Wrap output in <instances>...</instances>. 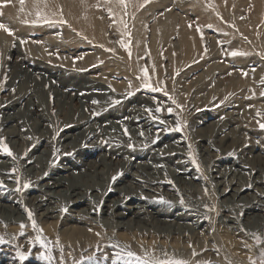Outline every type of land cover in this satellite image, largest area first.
<instances>
[{
    "label": "rangeland",
    "instance_id": "obj_1",
    "mask_svg": "<svg viewBox=\"0 0 264 264\" xmlns=\"http://www.w3.org/2000/svg\"><path fill=\"white\" fill-rule=\"evenodd\" d=\"M211 2L215 6L214 8L208 7L209 0H150L148 4L139 9L129 5L127 9L128 14L124 15V10L121 7L115 3L106 6L104 0H84V2H82V0H47V8H45L44 0H25L23 6L20 4V0H0V23L6 24L14 33V36L9 35L0 29V138H6L5 142L10 146L13 152V157L0 153V158L11 161L10 163L12 166H9V172L14 177V179L8 181H2L4 187L0 188V193L5 192V194H12L13 197L22 201H26L28 197L33 198L38 193H29L27 197H25V195L31 188L35 186L40 187V185H35L36 181L40 184H44V180L46 181V176L49 174L48 172L53 169H62L63 166H71V159L76 160L78 155H81V151L83 152L89 148L99 150L96 151L94 156L86 158L88 162L100 165L101 167L98 171H101L102 167L105 166L104 169L109 174L108 176L112 177L117 173V168L119 167L121 168V172L123 171L125 173L129 171L130 165L128 162L125 163L129 161L128 157H131L133 163L138 164L140 161V163L153 161L157 164L156 166L158 168H162L161 170H167L166 172L160 173L162 177H165L163 178L165 182L158 184L160 191L154 193L156 196L164 197L166 195L167 197L173 198L172 202H180L181 198L187 203H198L203 201L204 205L208 206L205 215H208L207 223L210 225H208L205 230H197L195 232L196 235H193L194 239L204 238L205 243L209 242L213 245L212 247L216 246L215 249L218 250L217 254L225 257L224 264H252V261H255L256 264H260V257L262 252H264L263 221L260 220L255 224L252 222L247 224L245 220L246 212H244L247 208L245 206L246 204L245 202L240 203L234 200L233 194L241 190V193L239 192L237 196H251V198L261 201L263 203L262 208L264 209V189L261 184L255 180L256 174L259 175L257 172H260L264 177V130L258 125V121L264 122V107L261 108L256 106L264 104V96L260 95L261 91L264 92V84L259 81L257 85L258 92L253 95L250 94L248 90L249 87L245 84L237 91L235 88L231 89V91H224L225 86L222 87V85L227 84L236 74L247 79L250 73L258 71L262 62H264V55H262L261 60H252L250 63L247 62L249 58L246 55L231 56L229 54L228 45L229 42L238 40V37L242 38V36H244L242 39L244 41L247 40V35H240L246 34V32L241 29L238 22L241 17H244V19H241V22L244 21L247 23L245 25L248 27V32L257 34L258 36L256 35L255 39H259L258 41L262 39V34H264V0H211ZM97 4L100 6L97 7ZM37 5L42 12L46 11L48 13L57 10L59 6L62 8L63 18L68 23L64 25H32L30 21L36 18L35 13L37 11ZM108 6L112 7L114 17L109 16L106 10ZM22 7L23 11H21ZM258 8H260V15H258L257 20H255L254 16L258 14ZM145 13L148 17V22L146 23L147 29L143 44L148 53L141 56L138 49L135 50L134 47V30L136 28L137 19ZM172 14H176L179 20L186 19L188 30L198 34V38L202 41L203 46L202 56L199 59H196L194 62L190 61L188 64L187 61V65L183 66L181 69L175 67V69L179 68L176 70L171 66L174 64L171 63V55L168 54L171 53L172 56L176 57L179 53L170 46L171 44L164 43L159 47L163 52L162 56H164V61L161 64L158 63L156 58H152L154 50L150 47L153 24L159 20L163 22L167 21V16ZM121 16L127 21L128 31L130 32L131 58L128 52L121 48L118 43L122 38L120 25L118 24V20ZM260 17L261 19L259 20ZM114 20L117 22H114ZM24 21H29V23H24ZM69 24L71 27L68 26ZM207 25H212V27L208 28ZM233 25H235V27H233ZM197 26H199L203 32V39H201V33L197 31ZM73 29H75V31ZM176 31L177 32L173 34L170 39L173 44L178 43L180 38V30L176 29ZM232 33L239 35L228 39L226 35ZM48 36L54 37V39H49L47 41L46 38ZM124 38L129 39L128 37ZM21 40L25 41V43H21ZM2 41H6L5 44L7 47H4ZM221 41L223 43H219ZM46 42H48V44H46ZM239 42L241 43V41ZM247 43L251 44L250 42ZM32 44L36 47H43L45 44L44 54H38L36 53L37 51L31 50L29 46ZM213 44L216 45L215 48H212ZM101 45H103V47H101ZM109 48L115 49V51H107L106 49ZM205 48H207L206 53ZM15 49L17 52H15ZM211 49L212 52L218 51L217 57L211 58L212 54L211 57L208 56V54L211 53ZM259 50L264 53L262 49ZM259 52L256 51L254 53L258 55ZM95 55L97 57L96 60L91 59L90 62L84 63L86 57H93ZM138 56L143 59H140ZM244 56L247 57L245 62H236L239 58L243 59ZM258 56L260 58V55ZM23 57L26 59L24 67H28L31 71H35L38 63H40L39 68L42 69L41 73L43 75L46 74L47 77L51 74H63L64 79L68 80L78 75L90 74V76L93 77L92 80L104 82L105 85H100L98 88H95L94 93L96 95L109 94V102L111 103L102 106L99 101L93 103L95 99L86 101V108L88 109L87 114H89L91 121H96V119L103 115L108 116L107 111L115 108H124V105L129 103L132 104L133 101L136 100H144L142 102L137 101L138 103L134 104H137L138 107L142 109L145 116L152 121L154 132L143 133V135H141V131H138L131 125L129 126V121L120 122V130L110 127L111 123L104 122L103 127L102 125L97 126L99 129L95 134L90 133V136H86L80 141L75 138L66 140L63 133L69 131V129H72L77 124H81L82 122L86 123L87 118H84L82 122H74L67 126H62L60 124L61 117L56 116V112H58L57 95L50 88L52 86L51 82L47 80L45 90H50L47 103L50 113L48 117L53 119V122L51 120H44L43 127L40 123H35L33 120L26 121L27 126H22L21 123L15 128L14 131L17 132V136L7 133V127L10 124L5 125L3 123V112H7L4 111V109L7 107V102L11 99L10 96L17 94L19 91L17 86L20 84L19 82H21V79H14L13 72L15 69L14 66L19 65ZM214 64L222 66V69H216L211 79L205 78V71L210 65ZM43 65L46 69L42 68ZM153 65L154 68L152 67ZM145 66L148 68L153 86L159 85L164 87L168 94L174 97L176 101L183 106L182 109L176 108V106L164 96L163 92L153 93L141 87V80L138 79V77L142 76L141 68ZM197 66L198 68L196 70L190 71V69ZM164 67L165 72L162 73L161 68ZM108 68L114 69V71H109V74H104V70ZM123 70H126L127 74H123ZM173 70H175V73ZM177 71L179 74H177ZM242 73H246V75H242ZM5 76L7 77L6 81L4 80ZM129 82H131V87L129 86ZM58 83L62 86L60 81H58ZM13 89H15V91H13ZM68 91L72 92V96L75 97L73 107H79L80 100L78 95H76L77 89L75 87H70ZM83 93L84 92H80L79 96L83 97ZM31 94L32 92L29 91L26 97L31 96ZM226 97L227 99H225ZM15 98L18 99L17 96ZM25 100L26 98L21 100L23 105H25ZM157 106H160L162 111L156 112L155 108ZM168 107L174 108L172 114L167 112ZM150 109L152 111H149ZM257 113H259V115H257ZM153 117L157 119H153ZM77 118H80L79 113H76V119ZM178 120L184 124L182 131L174 130ZM160 121L164 123L161 124ZM230 122L234 124H228ZM217 125L221 127L225 126L226 133L232 135L234 138L236 137L239 142H236V146L229 151L225 150V147H217L218 145L214 144L211 146V148L213 147L212 153L206 155L204 150L198 146V143L206 144V142H203L201 137L196 138L195 133L199 128ZM125 129H127V135L125 134ZM159 134L162 135L159 136ZM172 136H178L183 142L180 144L171 142L167 144V146H159L162 141L169 140ZM129 144L133 145V147L129 148ZM256 145L262 149H251ZM156 147L158 148L156 153L159 155L157 156V160L151 159V155L145 160L138 159L137 155H134L137 150L143 148H147V150L150 148L155 149ZM121 148L123 152L115 154V152ZM246 151L248 152L246 157L248 158V156L251 155L255 160H251L252 158L244 159V156L241 158L243 152ZM25 152H27L26 156ZM42 152L46 155L44 156ZM190 152L195 156L200 166L199 170L191 162L189 156ZM35 157H38L37 160ZM171 158L175 159V161L179 160L186 166L185 170L189 171L190 174L192 173L191 175L197 176L198 180L195 182L196 185L191 186L190 183H187V180H181L177 176L174 177L171 172L179 168L175 166L176 162L171 161ZM104 159L106 163L102 161ZM38 160L40 163L37 164V167L39 166L40 168L35 171L37 172V174H35L36 176L26 174L27 172H25V169L34 166ZM229 160L246 163L247 165H244L246 166V170L243 171L244 173H242V170H238L232 166ZM106 164L108 168H106ZM14 168L17 169L15 173L12 172ZM83 168L82 172L87 171L86 173H91L86 167L85 169ZM132 170L133 172L135 171L137 175H146L142 170H139L138 167ZM80 172L81 170H77L76 173L79 174ZM67 174L68 173H66V175ZM118 174L116 175L118 176ZM151 177L157 178L158 175H151ZM17 179L20 180L21 187L26 181L31 182V187L27 190L22 189L21 192H16ZM111 182H113V180H111ZM123 184L125 185L127 183ZM11 186L15 187L12 188L14 189L13 192H9V189H7V187L11 188ZM245 186L246 188H244ZM205 189H207V194L205 193ZM224 190L228 191L226 193L227 196L223 198L222 192ZM42 191L43 190H41L40 193H42ZM244 191L245 193L242 194ZM23 196L25 198H23ZM241 197L239 199H241ZM30 204V201H28L26 209L32 211L37 226L43 230L41 235L46 241L45 232H48L47 229L53 224L57 223V228L60 230L72 228L77 225L74 222L63 223V218L61 223V221H58L57 217L44 220L39 216V213H34V209ZM229 207L233 210L235 209L234 211H236L237 217L236 222L229 225H231L235 231H238V234L243 232L247 235L250 241L246 243V245H240V248L233 244V246L225 252L223 248L226 244H229L230 241L223 235L226 228L224 229V226H221L219 223L225 218V214L227 213L225 210ZM208 209L212 210L209 211ZM22 211H24V223L28 225L24 234L30 237L33 229L28 220L25 207ZM260 212H262L261 214L263 216L264 210L255 211L256 215ZM190 223L191 222H182L184 225ZM224 224L226 225V222H224ZM20 225V223L7 224L5 222H0V236H3L7 243L17 242V233L21 232ZM200 231L205 233V236L203 233L199 234ZM134 232L138 233L139 230H134ZM118 233H128V231L118 229L116 234ZM36 235L37 232L34 235L32 234V240H34L33 238H35ZM57 235L61 237L60 233ZM142 235L143 242H145V240L151 241L152 236L156 237L155 233L145 234V231L141 232V236ZM185 235H187V237L182 236L179 242H176L174 236L173 238L171 237V241L169 242H166V238L159 237L158 242L160 243V247L167 250L169 249L177 256L183 254L182 249H190L191 245L194 247V244L186 241L188 236L192 237V234L186 233ZM257 236L260 237L259 242L256 239ZM238 239L241 240L242 237ZM137 240L141 241L140 238H137ZM4 245H6V243L0 244V246H3L2 249H4ZM13 245L15 246L16 243ZM17 247L18 245L15 246V248ZM37 250H40L39 252L42 250L44 251L40 245ZM235 256L237 257V261L234 259ZM239 258L241 259L240 261H238ZM18 260L17 258L16 261ZM27 260L28 258L23 263ZM35 260L38 264H47V262L40 257H37ZM8 262L7 264H19L13 261ZM54 263H57V259L53 261V264ZM63 264H66V262L63 261Z\"/></svg>",
    "mask_w": 264,
    "mask_h": 264
},
{
    "label": "bare ground",
    "instance_id": "obj_2",
    "mask_svg": "<svg viewBox=\"0 0 264 264\" xmlns=\"http://www.w3.org/2000/svg\"><path fill=\"white\" fill-rule=\"evenodd\" d=\"M257 13L258 14L255 15L256 17L254 16L255 20H257L258 15H260V8L257 9ZM260 19L261 17L259 18V20ZM239 20L240 21L238 22L241 29L246 32V34L240 35H247L248 37L246 41L242 39L244 37L242 36V38L238 37V40L236 41L229 42V53L231 51L248 53V55H246L249 58L247 61L248 63H250L252 60H261L262 52L259 49H262V51H264V34H262V39L258 41L259 39H255L257 34L248 32V27L245 25L247 23L244 21L241 22V19ZM147 22L148 17L145 13L139 19H137L136 28L134 30V47L135 50L138 49L141 56H144L148 53L143 44L147 29ZM176 29L180 30V38L178 40V43L173 44V42L171 43L170 39L172 38L173 34L177 32ZM152 31L153 34L151 36L150 43V47L154 50V52L152 51V58H156L159 64L164 61V56H162L163 52L161 48L159 49V47L164 43L171 44L170 46L173 47V49H176V51H178L179 53V55L176 57L172 56L171 53L168 54L171 55L170 60L171 63L174 64L171 65L173 69H175V67H179L181 69L190 61L194 62L196 59H199L202 56V41L199 40L198 34H195L194 32L188 30L186 19L179 20L176 14L169 15L167 16V21L165 22L161 20L156 21L153 24ZM238 35L239 34L232 33L227 34L226 36L228 39H231L232 37H237ZM49 39H54V37L48 36L46 38L47 41ZM239 41H241V43ZM247 42H250L252 45ZM2 43L4 47H7L5 44L6 41H2ZM46 44H48V42H46ZM215 46L216 45L213 44L212 48H215ZM29 47L31 50L37 51L36 53L38 54H44L45 52V44L43 45V47H36L34 44L30 45ZM256 51H260L258 53V55H260V58L256 53H254ZM15 52H17L16 49ZM217 52H212L211 49V53H209L208 56L211 57L212 54L211 58H215L217 57ZM246 56H244L243 59L239 58L236 62H245L247 58ZM96 58V55L93 57H86L84 59V63L90 62L91 59L96 60ZM139 58L143 59L141 57ZM25 61L26 59L25 57H23L21 62H19L20 64L14 66V79L20 78L21 82H19L20 84L17 86L19 90L17 94L10 96L11 99L7 102V107L4 109V111L7 112H3V123L5 125L10 124L7 127V133L13 134V136H17V132L14 131L15 128L18 127V125H20L21 123L22 126H27L26 121L33 120L35 123H40L43 127L44 120H51L53 122V119H50L48 117L50 113L48 111L47 103L49 100L50 90H45V84L47 80L51 82L52 86L50 88L57 95L58 112H56V116L61 117L60 124L62 126H67L68 124H72L74 122H82L84 118H87L86 123L82 122L81 124H77L72 129H69V131H65L63 133V136L64 138H66V140L69 138H75L76 140L80 141L86 136H90V133L95 134L99 129V127L97 126L102 125L103 127L104 122H109L111 123L110 127L115 128L116 130H120L121 127L119 123L122 121H129V126L131 125L138 131H143V133L154 132L152 121L145 116L142 109L138 107L137 104H134L138 103L137 101L140 100L133 101L132 104L129 103L127 105H124V108H115L113 110L107 111L108 116L103 115L102 117L96 119V121H91L89 114H87L88 109L86 108V101L95 99V101H99L102 106H106L111 103L109 102V94L96 95L94 93L95 88H98L100 85H105L104 82L92 80L93 77L90 76V74L78 75L68 80L64 79L63 74H51L49 77H47L46 74L43 75L41 73L42 69L39 68L40 63H38L37 68H35V72L31 71L28 67H24ZM221 67L222 66L217 64L210 65L209 68L205 71L204 77L211 79L214 75V71L216 69L220 70ZM42 68H45L44 65L42 66ZM197 68L198 66L195 68L193 67L192 69H190V71H194ZM164 69L165 67L161 68L162 73L165 72ZM126 70H123L122 73L127 74L128 70ZM175 70H173V72ZM104 71V74H109V71H114V69L108 68ZM262 78H264V62H262L260 69L256 72H251L250 76L247 79H244L236 74L230 79L227 84L222 85V87L225 86L224 91H231V89L233 88H235V90L237 91L245 84L249 87L248 90L250 94L253 95L258 92L257 85L259 84V81L262 80ZM58 81L61 82L62 86L59 85ZM70 87H75L77 89L76 95H78L80 100V106L77 108L73 107L75 97L72 96V92L68 91ZM29 91L32 92V94L31 96L26 97ZM80 92H84L83 97L79 96ZM16 96L18 97V99L15 98ZM24 98H26L25 105L21 103V100ZM256 106L263 108L264 104ZM76 113L80 114L79 119H76ZM228 124L234 123L230 122ZM225 129V126L221 127L218 125L197 129V134L195 133L196 138L201 137L203 142H206V144L198 143V146H200L204 150L206 155H210L212 153L213 147L211 148V146H213L214 144L218 145L217 147H225L224 149L229 151L231 148L236 146V142H239L236 137L234 138L232 135L226 133ZM160 135L162 134H159V136ZM171 142H173L174 144H180L183 141L178 136H172L169 140L162 141V145L160 144L159 146H167V144H170ZM260 148L261 147L256 145L251 149ZM98 150L99 149L93 150L92 148H89L87 150H84L83 152L81 151V155H78V158H76V160L71 159V166H63L62 169H53L52 171L48 172L49 174H47L48 176H46L47 179L46 181L44 180V184H40L36 181L35 185H40V187L35 186L31 188V190H28V192L26 193L25 197H27V194L29 193H38L33 198L28 197L26 201H22L20 199H17L16 197H13L12 194H5V192L0 193V222H5L7 224H21V222H25V218L23 216L24 211L22 210H24V207L26 209V204L28 201H30V205L34 209V213H39V216L44 220H48L52 217H57L58 221H61V223L62 218L64 219L63 223H76V226L72 228H65L63 230L58 229V224L56 223L47 229L48 232H45V237L47 239V241H45L48 243L49 249L52 250V255L55 257V259H57L56 264H61V260L65 261L66 264H74V261H79L80 264H140V262L136 260L114 259L116 253L126 252L129 250L136 253L137 256H140L142 258L147 254L150 258L154 257L165 259L174 257L177 259H184L190 261L191 264H196L197 261L201 260H210L211 264L225 263V257L217 254L218 250L215 249L216 246L212 247L213 245H211L209 242L205 243L204 238H193V235H196L195 232L197 230H205L208 225H210L207 223L208 215H205L207 210L203 201H200L198 203L184 202L183 204H181L180 202L176 201V203L172 202L173 198L167 197L166 195L164 197L156 196L154 193L160 191L158 184H162L163 182H165V180L163 179L165 177H162L160 175V173L164 172L165 170L163 171L161 170L162 168H158L156 166L157 164L153 161L142 163H140V161L138 164L133 163L131 161V157H128L129 161H126L125 163H129L131 170L129 168V171L125 173L122 171V173L121 168L116 167L118 170L116 174L122 173V175L117 176L116 174H114V176H117V179L111 182L112 176H108L109 174L104 169L105 166L102 167L101 171H98L101 166L98 164V166L96 164H92L86 159L87 157L89 158L94 156L96 151ZM157 151V147L155 149L150 148L148 150L147 148H143L137 150L134 155H137L138 159L143 160L148 159L149 155H151V159L153 158L154 160H157V156H159L156 153ZM122 152L123 149L121 148L118 149L115 154H120ZM247 155V151L243 152L241 158H243L244 156V159L252 158L251 160H255L253 157H251V155H249L247 158ZM35 158L37 160L38 157ZM102 161L105 162V159ZM171 161H175V159L171 158ZM178 161L179 160L175 161V166L179 169L174 170L171 173L174 175V177L177 176L181 180H187V183H190L191 186L196 185L195 182L198 180L197 176L191 175L192 173L190 174L189 171L185 170L186 166ZM10 162V160H4L0 158V181H8L10 179H14L12 174L9 172V166L11 165ZM229 162L236 169L242 170V173H244L243 171L246 170V166H244L247 165L246 163L244 164L236 160H229ZM38 163H40L39 160L34 166H30L28 167V169H25V172H27L26 174H37V172L35 171L40 168L39 166L37 167ZM85 167L91 173H86L87 171L82 172V168L85 169ZM136 167H138L139 170H142L146 175H137L135 171L133 172L132 169ZM106 168H108L107 164ZM77 170H81V172L78 174L76 173ZM66 173L68 174L66 175ZM257 173L259 175L256 174V177L254 176L255 180L256 182H259V184H261L264 189V177L260 174V172ZM151 175H158V177L152 178ZM123 183L127 184L124 185ZM12 188L15 187H7V189H9V192H13L14 189ZM244 188H246V186ZM41 190H43L42 193H40ZM227 191L224 190L222 192L223 198L227 196ZM240 191L241 190H239V192ZM239 192L233 194V199L237 200V202L240 203L245 202V206L247 208L246 210H244V212H246V218L248 217L247 219L245 218L247 224H250L251 222L255 224L262 220V225L264 226V215L262 216V212H260L258 215H256L255 213V211L257 210H264L262 208L263 203L254 198H251V196H237ZM243 193H245V191L242 192V194ZM25 197L23 196V198ZM240 197L241 199H239ZM64 209H67V211H64ZM234 210L230 207L227 208L225 210L227 212L225 214V218L222 219V223H219L221 226H224V229L226 228L223 235L230 241V243L226 244L223 248L225 252L229 250L231 246H233V244L234 246H239L240 248V245H246V243L250 241L247 235H245L243 232L238 234L239 232L235 231L232 226L229 225L233 222H236L237 217L236 211ZM182 222L191 223L184 225L182 224ZM224 222H226V225L224 224ZM118 229H124L128 231V233L116 234V231ZM134 230H139L140 233L134 232ZM142 231H145V234L155 233L156 237L152 236L151 241L145 240V242H143V235L141 236ZM31 232V236L32 234L34 235L36 233L35 230ZM58 233L61 234V237H58ZM186 233L192 234V237L188 236L186 241L194 244V247L193 245H191L190 249H182L183 254H179L176 256V254L174 255L169 249L167 250L160 247V243L158 242L159 237L166 238V242H169L171 241V237L173 238L174 236V238H176V242H179L182 236L187 237V235H185ZM200 233L202 234L203 232L200 231L199 234ZM203 234L205 236V233ZM27 236L28 235L26 234L21 236L20 232H18L16 236L17 242L14 241L13 243H6V245H4V249H2L3 246H0V264H7L8 261H13L21 264L19 260L16 261V259L18 258L15 252L17 251V248H15L16 245H18L21 250L30 251L32 253L28 256V260L23 264H38L35 259L39 257L37 255V253L40 251L37 250V248L39 247V243H36L33 247L29 243V241L32 240V237ZM239 237H242V239H238ZM137 238H140L141 241L137 240ZM57 241H59V243H57ZM14 243H16L15 246L13 245ZM116 245H118V247ZM61 249L63 250L62 253ZM194 252L196 253V255H193ZM82 257L84 259H82ZM87 257H93V259H86ZM234 259L237 261L236 256L234 257ZM240 260L241 259L239 258L238 261Z\"/></svg>",
    "mask_w": 264,
    "mask_h": 264
},
{
    "label": "snow or ice",
    "instance_id": "obj_3",
    "mask_svg": "<svg viewBox=\"0 0 264 264\" xmlns=\"http://www.w3.org/2000/svg\"><path fill=\"white\" fill-rule=\"evenodd\" d=\"M25 0H20V4L23 6ZM82 2H84V0H82ZM150 2V0H104L105 5H111L113 3H115L116 5H118L119 7H121L124 10V15H127V9L129 7V5H131L132 7L139 9L144 7L146 4H148ZM44 4H45V8H47V0H44ZM97 7H99L100 5L97 4ZM208 7L210 8H214V4L211 2V0H209L208 3ZM106 10L109 14L110 17H114V13H113V9L112 7L108 6L106 7ZM21 11H23V7L21 8ZM134 15V14H133ZM35 19H33L32 21H30V23L32 25H39V24H67L68 22L63 18V11L62 8H60L59 6L57 7V10L52 11L51 13H48L46 11H41L39 9V6L37 5V11L35 13ZM241 19H244V17H241ZM114 22H117L114 20ZM24 23H29V21H24ZM118 24L120 25V30H121V36L122 38L118 41L119 45L121 48L125 49L128 52L129 57L131 58L132 56V49H131V40H130V32L128 31V25H127V21L123 18V16H121L118 20ZM69 27H71V25H68ZM208 28H211L212 25H207ZM233 27H235V25H233ZM0 29H2L4 32H6L9 35H13L14 33L12 31L11 28H9L6 24L4 23H0ZM75 31V29H73ZM197 31L201 33V39H203V32L200 29L199 26H197ZM124 37H128L129 39H125ZM85 39H87L86 37H84ZM246 39V38H245ZM21 43H25V41L21 40ZM219 43H223L222 41ZM101 47H103V45H101ZM109 52H114L115 49H106ZM207 52V48H205V53ZM231 56H238V55H248V53L246 52H239V51H231L229 53ZM261 55H264V53H261ZM154 68V66H153ZM141 73L142 76L138 77V79L141 80V87L143 89H147L150 90L153 93L156 92H163L164 96L171 101V103L173 105L176 106V108L182 109L183 106L180 105L176 99L172 96H170L168 94V92L166 91V89L164 87H161L159 85L157 86H153V84L151 83V77L149 75V71L147 66L141 68ZM177 74H179V72L177 71ZM242 75H246V73H242ZM4 80H7V77H4ZM261 83L264 84V78H262ZM129 86L131 87V82H129ZM13 91H15V89H13ZM131 94V93H129ZM261 96H264V92L260 93ZM227 99V97L225 98ZM93 103H97V101H93ZM251 107V105H250ZM149 111H152L151 109ZM156 112H160L162 111V108L160 106H157L155 108ZM167 112L169 114H172L174 112V108L172 107H168L167 108ZM257 115H259V113H257ZM153 119H157L156 117H153ZM161 124H163V121H160ZM258 125L259 127L264 130V122L258 121ZM184 127V124L181 121H177L176 127H175V131H182ZM125 134L127 135V129L124 130ZM141 135H143V132H141ZM31 139V138H29ZM6 138H0V153H4L7 154L9 157H13V152L10 148V146L5 142ZM106 143V142H105ZM129 148H132L133 145L129 144L128 145ZM27 155V152H25V156ZM189 156L191 158V162L196 166V168L199 170V164L197 163L195 156L190 152ZM17 171V169H12V172L15 173ZM118 175H122V173H119ZM117 179V176H113L112 180L115 181ZM17 183V188L15 189L16 192H21L22 189L23 190H27L31 187V182L30 181H26L22 184H20V180L17 179L16 181ZM4 184L2 181H0V188H3ZM205 193L207 194V189H205ZM180 203L183 204L184 200L183 198H181ZM206 208H208L207 205H205ZM209 211H211L212 209H208ZM28 220L31 223V228L33 230H35L37 232V235L35 236L34 240H30L29 243L34 247L36 243H39L40 247L42 249H44V251L38 252L37 255L42 258L43 260H45L47 262V264H53V261L55 259V257L52 255L51 250L49 249L48 243L45 241V239L43 238V236L41 235L42 233V228H39L37 226V222L34 218V215L32 213L31 210L29 209H25ZM64 211H67V209H64ZM28 225H26L24 222H21V232L20 235L23 236L25 233V229L27 228ZM99 235V234H97ZM257 241L259 242L260 237L257 236L256 237ZM2 243H7V241H5L3 236H0V244ZM57 243H59V241H57ZM118 247V245H116ZM63 252V250L61 249V253ZM32 253L30 251H21L19 246L17 247V251H16V256L18 257L19 261L21 262V264H23V262L28 258L29 255H31ZM193 255H196V253L194 252ZM82 259H84L82 257ZM86 259H93V257H87ZM114 259L116 260H122V259H128V260H136L139 261L140 264H191L190 261L188 260H184V259H177V258H165V259H159V258H150L147 254L145 257H140L137 256L136 253L132 252V251H126V252H118L115 254ZM61 264H63V260H61ZM74 264H80L79 261H74ZM196 264H211L210 260H201V261H197ZM252 264H256L255 261H252ZM260 264H264V252H262L261 257H260Z\"/></svg>",
    "mask_w": 264,
    "mask_h": 264
}]
</instances>
